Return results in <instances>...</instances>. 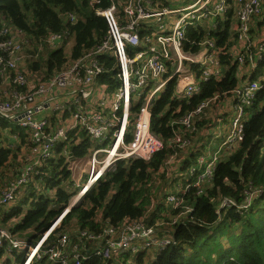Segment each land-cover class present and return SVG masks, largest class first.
Segmentation results:
<instances>
[{"label": "built area", "instance_id": "2783aa9c", "mask_svg": "<svg viewBox=\"0 0 264 264\" xmlns=\"http://www.w3.org/2000/svg\"><path fill=\"white\" fill-rule=\"evenodd\" d=\"M159 2L112 0L109 7L98 10L108 22L104 40L94 51L70 61L63 70L45 80L30 79V73L20 67L26 57L23 50L30 45L26 33L18 27L4 25L2 32L6 39L0 42V78L13 85L14 90L10 97L0 96V117L26 128L30 141L20 175L4 184L0 191V250L4 253L0 264H12V261L37 264L45 256L61 264H82L85 252L90 248L95 249L98 256L113 260L111 264H130L125 262L126 252L160 250L175 242L174 226L193 211L180 193L190 187L198 188L201 193L204 185L212 180L217 163L239 147L244 122L250 115L246 108L252 106L258 91L264 90V74L238 83L231 92L234 103L226 120L227 132H219L223 138L218 148L209 155H199L196 163L184 173L186 177L194 178L192 183L183 186L181 192L167 193L165 204L181 210L178 214L169 213L167 219L153 225L147 223L145 216L126 220L120 227L110 225L103 233L83 230L76 238L60 233L54 244H49L48 239L70 207L36 241L22 238L2 224V211L18 199L33 180L36 168L56 157L57 143L68 140L69 132L75 129L84 130L92 146L86 156L85 169L78 164L81 158L73 157L70 149L63 150L76 187L71 205L76 204L107 170L115 169L118 161L130 158L150 160L163 148V141L151 130L152 99L159 97L172 75L178 76L177 96L190 98L200 92L203 81L221 79L224 74L219 58L224 47L216 40L199 42L197 52L185 51L189 26L224 19L231 12L235 32V45L231 49L234 59L240 67L247 62H257V58L264 59V39L256 42L251 33L253 22L264 14V0H234L233 5L229 0H188L172 8ZM68 18L71 22L76 20L74 14H69ZM70 35L69 31L51 33L46 42L56 48ZM101 56L116 61L118 86L113 89L100 80L107 70ZM193 64L201 69L200 78L191 70ZM258 65L257 62L253 67L256 69ZM142 97L145 101L132 122V105ZM218 100V95L203 100L171 122L192 134L189 137L175 131L173 142L180 151L194 147L192 138L198 130L196 121ZM79 142L80 139L76 144ZM185 157L174 161L183 162ZM77 170L82 173L86 170L87 173L76 176ZM262 192L250 187L246 200L238 207L248 208ZM232 205L236 206L234 199L224 198L220 209ZM20 254L22 257L19 258Z\"/></svg>", "mask_w": 264, "mask_h": 264}, {"label": "trees", "instance_id": "16d2710c", "mask_svg": "<svg viewBox=\"0 0 264 264\" xmlns=\"http://www.w3.org/2000/svg\"><path fill=\"white\" fill-rule=\"evenodd\" d=\"M233 2L234 0H229L232 5ZM111 3L112 0H0V42L6 39L2 32L5 24L22 29L30 45L37 42L46 46L49 34L69 31L70 38L74 39L70 55L65 50V40L61 46L48 48L46 55L40 53L37 60H28L26 63V70L32 74L38 73L44 80L48 79L63 70L70 61L94 51L104 40L108 32V22L98 10L109 7ZM69 14L75 15L74 22L69 20ZM186 37L184 49L190 53L197 52L198 43L206 39L216 40L219 46L224 47L219 56L224 72L222 78H209L201 83L199 93L190 98H179L176 93L178 76L172 75L159 97L153 98L150 104L151 130L163 141V148L154 153L150 160H120L115 169L107 170L63 216L50 235L49 244H54L60 233L71 234L74 238L83 230L103 233L110 225L120 227L126 220L145 216L147 223L153 225L167 218L162 215V210H166L168 214H178L181 211L165 204V185L169 180L164 170L168 160L179 150L173 142L175 131L185 133L189 137H192V134L186 132L181 125H172L171 122L194 109L203 100L216 95L219 98L231 95L240 80L239 62L231 52L235 45L231 12L224 19H213L212 24L206 22L189 26ZM100 59L105 62L107 69L100 76V80L102 83H108L109 88L113 89L118 86L116 61L108 56H101ZM257 62L259 65L251 79L264 74V59L257 58ZM198 67L193 64L190 68L200 78L201 69ZM1 80L2 78L0 83ZM144 101L142 97L132 105V122ZM246 110L250 115L244 122V135L239 147L217 163L212 180L204 185L201 193L196 187H190L180 193L184 196L186 205L191 206L193 211L187 217H182L174 226L175 242L160 250H141L134 254L126 252L125 262L264 264L263 89L258 91L254 103ZM202 120L201 118L196 121L197 129L202 126ZM25 129L12 120L0 117V133L9 131L20 141V146L16 149L10 145L8 135L4 137L5 142L9 143H0V191L4 184L18 177L23 169L25 159L20 157L19 151L22 145L28 142L29 133ZM78 139L80 142L76 144ZM91 146L92 141L84 130L75 129L69 132L68 140L57 143L56 157L36 168L33 180L24 188L25 195L19 200H14L13 205L2 211V224L22 238L38 240L70 207L76 192L72 173L62 154L64 148L70 149L73 157L85 158ZM200 148L202 147L194 146L189 149L178 176L169 184L175 185L176 188L179 181L184 187L193 182L194 178L186 177L184 173L196 163L199 154L203 153ZM18 159L19 162L16 163ZM250 187L263 192L254 198L248 208H239L238 206L246 200ZM224 198L234 199L236 206L220 209ZM154 201L155 207L150 210ZM221 237H226L227 243L221 241ZM3 254V250H0V262ZM85 254L82 264L114 263L113 260L98 256L92 248ZM37 264L61 263L57 260L51 261L45 256Z\"/></svg>", "mask_w": 264, "mask_h": 264}, {"label": "rangeland", "instance_id": "374dc122", "mask_svg": "<svg viewBox=\"0 0 264 264\" xmlns=\"http://www.w3.org/2000/svg\"><path fill=\"white\" fill-rule=\"evenodd\" d=\"M212 23H213V21H211V24ZM71 41H72L71 44H74V39L73 38H71V39L69 38L65 42V50L68 53V55L70 53L71 47L70 46L67 47V44L69 45V42H71ZM36 47L38 48L37 50H36ZM44 47H46L44 44H38L37 42H33L32 45L26 46L25 49L23 50V53L26 54L25 61L21 62L20 67L21 68H27V66H26L27 61L28 60H30V61L37 60L38 59V55H40V53H42L41 55H43V56L46 55L47 50L44 49ZM29 76H30V79H34V80L42 79V77L40 75H38V73H36V74L30 73ZM223 98H219V101H223ZM219 101H218V103H219ZM218 108H219V106L214 105V107H213V110H214L213 114L214 115H215L216 110ZM222 115H224V117H225L224 112L222 113ZM218 116H220V115H218ZM202 119H203L202 120L203 121L202 126L199 127L198 132L195 134V136L193 138V141H194V145L195 146L198 143H200V142H202V144H204V145L200 146L202 148L199 149V150H202L203 153H204L206 151H212L214 149L213 145L211 144L212 140H217V142H220L222 140V138H223L222 135H219L218 137H214V136L216 135V131L222 130L224 132L225 131L227 132V129H225L226 128L225 126H226L227 122H226V120H222L221 122H218V120L216 118L213 119L209 114H205ZM4 140L6 141V137H4ZM203 146H205V147H203ZM203 153H201V154H203ZM175 154L173 156H171V158L168 161V163L166 164V168L164 170L169 182H171L173 178L178 176V173H179L180 168L182 166V162L174 161L175 158L177 159L179 157L188 155L189 154V150H187L185 152L178 150L177 153H175ZM87 160H88V157L79 159L78 160L79 166L81 168L85 169ZM17 162H19V159H18V161L16 160V163ZM86 170H84V173H82L81 170H77L75 172V175L78 176V175L82 174L84 176L85 173H87ZM9 175H11V172H10ZM169 182L167 181V185H165L167 187L166 188L167 193H178V192H181L183 190V184H182L181 181H179V185H178V189L177 190H174L175 185H171V184H169ZM74 189L76 190L75 186H74ZM49 193L52 194L51 192H49ZM24 195H25V192L22 191L17 200L21 199ZM12 205H13V203H12ZM26 207L28 208V206H26ZM154 207H155V201L152 204V207L150 208V210H152ZM167 214H168V212L166 210H162V215L163 216L168 217ZM165 219H167V218H165ZM237 231L239 232L240 229H237ZM219 238H220V236L218 237V239ZM225 238L221 237L220 240L223 241V242H226ZM12 264H16V262L12 261Z\"/></svg>", "mask_w": 264, "mask_h": 264}, {"label": "crops", "instance_id": "0c3cea01", "mask_svg": "<svg viewBox=\"0 0 264 264\" xmlns=\"http://www.w3.org/2000/svg\"><path fill=\"white\" fill-rule=\"evenodd\" d=\"M160 2H159V4H166V5H169L170 6V8H172V7H177V6H179V5H181V4H183V3H185V2H187L188 0H159ZM169 17V15L168 16H166L165 18H168ZM251 33H252V36H253V38H254V40L256 41V42H259V41H261V40H263L264 39V14H263V16H262V18H260V19H258V20H255L254 22H253V24H252V30H251ZM72 43V41L71 42H69V45L67 44V47L68 46H70V47H72V45L73 44H71ZM41 48V47H40ZM43 48V47H42ZM48 48H52L51 46H49L48 44H46V47H44V49H46V50H48ZM70 53H71V50H70ZM70 53H69V55H70ZM255 63H257V62H255ZM255 63H246V64H243L241 67H239V71H238V77H239V83H243V82H245V81H247V80H251V76H252V74H253V72L255 71V67H253L254 66V64ZM25 70H26V68H24ZM28 73H31V72H29L28 70H26ZM6 85V86H5ZM14 90V86L12 85H9V84H7L6 82H4L3 80H1V83H0V95L1 96H5V97H10L11 96V92ZM219 101V100H218ZM221 105H220V104ZM219 103H216V104H213L212 105V107L211 108H209L205 113H204V115L205 114H209L213 119H217L218 120V122H219V120L222 118L223 120H228V118H229V116L231 115V112L230 111H232V107H233V103H234V100H233V95H227V96H225L224 98H223V101H219ZM214 105H217V106H219V108L216 110V113H215V115L213 114V112H214V110H213V107H214ZM224 112V114H225V117H224V115H222V113ZM204 115L202 116V118L204 117ZM218 115H220V116H218ZM218 116V117H217ZM15 122V121H14ZM17 123V122H16ZM18 124V123H17ZM26 130V132H28L29 133V131L27 130V129H25ZM220 131H216V135L214 136V137H218L219 136V133ZM2 134V135H1ZM4 135H8V137H9V142H10V145L12 146V148H14V149H16L17 148V146H20V141H19V138H17V136L14 134H12L11 132H9V131H5V132H1L0 133V143H3V142H5V140H4ZM29 137H30V135L28 134V142H27V144H24V145H22V147L20 148V151H19V154H20V156L22 157H24L25 158V154L27 153V152H29V141H30V139H29ZM8 142V143H9ZM5 143H7V142H5ZM7 143V144H8ZM18 143H19V145H18ZM219 143L220 142H217V140H212L211 141V144L213 145V147L215 148V150L218 148V146H219ZM202 145H204V144H202V142H200V143H198L197 145H196V148L197 147H200V146H202ZM195 146V145H194ZM201 149V148H200ZM214 150V151H215ZM195 151V150H194ZM210 152H213V150L212 151H206V152H204L203 154H207V155H209V153ZM199 155H201V154H199ZM226 157V156H225ZM224 157V158H225ZM185 160V159H184ZM183 160V161H184ZM178 189V185H177V187L175 188V190H177Z\"/></svg>", "mask_w": 264, "mask_h": 264}, {"label": "water", "instance_id": "95a60500", "mask_svg": "<svg viewBox=\"0 0 264 264\" xmlns=\"http://www.w3.org/2000/svg\"><path fill=\"white\" fill-rule=\"evenodd\" d=\"M72 207H73V205L70 206L69 210H70ZM69 210H68V211H69Z\"/></svg>", "mask_w": 264, "mask_h": 264}]
</instances>
